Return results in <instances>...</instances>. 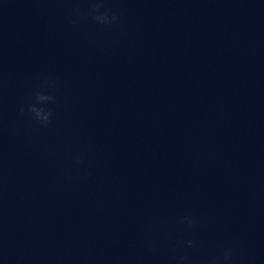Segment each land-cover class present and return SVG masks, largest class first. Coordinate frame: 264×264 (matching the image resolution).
I'll return each instance as SVG.
<instances>
[{
	"label": "clouds",
	"instance_id": "1",
	"mask_svg": "<svg viewBox=\"0 0 264 264\" xmlns=\"http://www.w3.org/2000/svg\"><path fill=\"white\" fill-rule=\"evenodd\" d=\"M88 6L86 8H81L78 5L73 9V20L72 23L76 24L80 19L90 18L94 23L105 26L112 27L118 25L119 16L116 13L110 12L108 10L102 11L104 8L103 0H87ZM43 86L49 88L56 87V81L46 80ZM41 87L35 88L31 93V102L26 106H22L19 109V114L24 115L25 111L30 114L32 120H34L41 127H47L53 118V112L50 108L46 107L47 104H55L56 97L52 94H46L41 90ZM75 163L78 165L81 163V158L77 157ZM180 223L186 224L189 228L196 226V219L192 216L185 215L180 218ZM195 245V241L189 239L182 242L179 247L192 248ZM152 247V242L149 243ZM188 257L180 255L178 257L177 264H186ZM207 264H234V253L232 248H225L221 251L218 256L212 257L207 261Z\"/></svg>",
	"mask_w": 264,
	"mask_h": 264
}]
</instances>
